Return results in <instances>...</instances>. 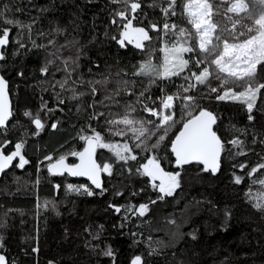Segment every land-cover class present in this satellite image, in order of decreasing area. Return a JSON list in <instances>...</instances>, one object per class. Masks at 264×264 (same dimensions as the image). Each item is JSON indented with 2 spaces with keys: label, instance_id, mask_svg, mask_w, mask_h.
Wrapping results in <instances>:
<instances>
[{
  "label": "trees",
  "instance_id": "16d2710c",
  "mask_svg": "<svg viewBox=\"0 0 264 264\" xmlns=\"http://www.w3.org/2000/svg\"><path fill=\"white\" fill-rule=\"evenodd\" d=\"M153 2L140 0L141 9L137 19L133 20L134 27L149 29L151 22L162 28L164 17L161 7L165 5L161 0H155L156 6L149 7ZM4 3L10 6V17L24 25H32L31 39L36 45H45L43 48L34 47L25 28L22 42L26 47L18 48L15 43L18 29L12 28L10 46L4 51L6 59L0 63V71L10 86L14 108V119L7 127V133L0 130V141H12L7 152L14 150L16 142L25 141L22 154L29 161L23 169L13 167L0 181V236L4 245L0 253L7 257L9 264H49V261L53 264H131L138 255L143 264H264V212L253 206L255 201L252 199L264 191L258 182L252 183L253 179H264V169L254 177L246 175L252 166L264 162V145L259 143L264 135V89L257 101L258 108L254 109L256 119L253 122L248 121L244 105L230 100L217 101L215 93L208 97L205 86L197 85L196 90L187 93L197 97L199 107L193 110V114H197L201 107L217 114L219 134L225 140L239 135L245 141L247 155L233 159L226 153L222 154L218 175L202 171L200 165L178 169L170 153V141L188 118L183 109L184 102L177 98L178 88L185 83L184 75L193 71L198 73L205 65L198 69L194 63L196 57L185 53V58L192 57V60L180 76L154 78L155 83H151L149 77L135 75L145 62L150 61L159 67L163 57L159 49L163 44L159 34L150 29L152 39L144 42L143 51L137 49L134 43L121 47L111 39L112 36L119 38L120 29L111 24L110 14L115 10H124L123 2L31 0L29 4L28 0H0V4ZM16 6L24 11L15 12ZM176 12V16L169 14V23L191 30L183 14V0H177ZM221 13L213 18L219 25L218 31L231 27L227 16L233 14L225 13L223 8ZM71 19L82 22L78 31L63 27ZM97 20L106 25L104 37ZM93 23L98 30L96 40L90 33ZM2 27L10 26L0 23ZM57 28L61 31H55ZM41 32L45 35L41 36ZM223 35L231 41L228 33ZM243 39L245 37H240V40ZM48 60L54 63L49 65V74L45 76L40 70ZM64 60L69 61V69L75 68L66 87L84 93L77 99H72V93L62 91L58 85L52 87L54 80H62L66 75L63 71H56L58 67H64ZM20 72L23 76L18 74ZM89 81L93 84L90 85ZM211 83L219 87L221 82L212 79ZM255 83H264V70L260 66ZM93 86L97 89L95 95L91 91ZM117 89L120 90L119 95H116ZM54 92L61 93L63 104L58 103ZM141 92L145 93L144 103L157 111L161 110V101L167 95L174 97L171 112L176 123L168 129L157 154L161 156L162 167L166 171L181 172L180 187L172 196L158 199L160 194L151 188L148 178L127 177L126 171L124 177L119 175L129 166L135 168L146 162L144 157L151 153L135 149L138 161H129L128 165H124L122 161L115 163L112 152L98 148L99 163L114 164V177L105 176L104 188L107 191L100 194L101 190L95 189L93 196L68 192V184H89L64 175H52L47 165L60 156H67L68 163H75L76 157L69 153L83 149L84 141L79 139V135H92L91 128L100 132L105 142H128L133 145L143 141L144 137L136 140L130 131L127 136L114 135L109 132V127L119 129L124 126L106 123L122 118L127 113V105L137 109L130 113L132 117L156 120L137 103ZM44 102L47 108L55 111L42 110ZM25 111L32 113L33 117L38 116L44 123L45 127L39 135L33 134L37 130L31 119L24 116ZM101 112L104 116L89 120ZM53 123L57 124L55 129L51 127ZM232 125L247 128L248 134L232 133ZM146 127L156 131L151 124H146ZM161 133L162 130L153 135L148 143L155 142ZM253 136L257 140L255 144L252 143ZM110 155L112 157L108 158ZM47 156H51L52 160H46ZM240 163H247L249 167L243 172L233 167ZM236 175L244 177L240 184L235 183ZM56 185L60 188L57 189ZM114 187L123 195H117ZM141 188L145 190L140 192ZM134 191L138 193L135 196L132 195ZM153 200L156 202L151 203ZM46 202L48 206L44 207ZM140 204L149 205V211L142 217L137 211ZM109 205L120 207L121 212L117 213ZM182 219H186V224L179 236L176 229L173 232L177 239L166 234L174 221ZM190 234H194L195 239ZM94 235L98 238L94 239ZM33 248H38V252H33ZM107 248L113 250V257L102 254Z\"/></svg>",
  "mask_w": 264,
  "mask_h": 264
},
{
  "label": "snow or ice",
  "instance_id": "6c2138e0",
  "mask_svg": "<svg viewBox=\"0 0 264 264\" xmlns=\"http://www.w3.org/2000/svg\"><path fill=\"white\" fill-rule=\"evenodd\" d=\"M121 2L125 5L124 10H115L110 14L111 24L120 29L119 38L112 36L111 39L116 40L121 47H125L126 43H134L137 49L143 51L145 48L144 42L152 39L149 35L150 29L159 34L158 38L163 44L159 49L163 53L162 63L159 67L148 61L140 65V70L135 72V75L147 76L151 83H155V79H169L180 76L186 68H189L190 60H192V57L186 59L185 53H192L196 57L194 63L198 69L201 65H205L198 73L193 71L184 75L185 83L178 88L179 95L177 98L184 102L183 109L188 118L183 121L182 128L175 135V138L170 141V153L175 158V167L179 169L185 165L197 164L203 166L202 171L215 174L220 168L222 154L226 153L233 159L237 156H246L245 141L239 135H234L233 138L225 140L219 134V117L217 114L202 107L197 114H193V110L199 107L197 97L187 93L196 90L197 85L205 86L206 96L210 97L211 94L215 93L214 98L217 101L230 100L244 105L248 113V121L253 122L256 119L253 112L254 109L258 108L257 101L260 98L261 90L264 89V83H255L258 66L264 70V0H183V14L187 17V23L191 26V30L183 27L178 28L175 23H169V14L171 16L177 15V0H161V3L165 5L161 7L164 17L162 28L156 23L150 22L149 29L133 26V20L137 19L138 10L141 9L140 0H110L112 4ZM28 3L31 4V0H28ZM154 6H156L155 0L149 7ZM222 8L225 13L233 14L227 16L231 27L218 31L219 25L213 18L222 14ZM9 11V4H0V23L10 26L0 28V49L9 44L12 28L18 29L15 40L18 48L26 47L22 42L25 28L28 31V39L31 40L34 47H45V45H36L35 41L31 39L32 25H24L18 19L10 17L8 15ZM23 11L22 7H15V12L21 13ZM41 11H46V9H41ZM129 15H131V18H129ZM145 18L147 17L145 16ZM55 31L60 32L61 30L57 28ZM225 32L231 37V41L225 38L223 35ZM40 35L45 34L41 32ZM240 37H245V39L240 40ZM49 43L54 42L49 41ZM5 59L4 52L0 51V61ZM78 59L79 57H77ZM53 63L54 61L48 60L41 68V74L47 76L49 65ZM68 63V60H64V67L56 69V71L65 72L66 75L62 80H54L52 87L55 88L58 85L62 91H70L72 99H77L83 96L84 93H77L75 88L66 87L72 78V73L75 72V68L69 69ZM72 63L76 64V61H72ZM18 74L23 76V72ZM212 79L221 82L219 87L212 86ZM88 83L93 84L92 81ZM6 89L7 82L3 76H0V130L4 134L7 133V124L12 116ZM236 89L241 90L237 91ZM91 91L95 95L97 89L93 86ZM119 92L120 90L117 89L116 95H119ZM129 94L131 95V93ZM54 95L59 104L64 103L60 92H54ZM106 98L111 99L112 97ZM143 98H145V93L141 92L137 97V103L141 104L142 110L148 113L150 117H156V120L148 119L145 121L132 117L130 113L136 112L137 109L133 105H127V113L122 118L106 121L110 126H124L119 129L109 127L110 133L117 136H127L130 131L136 140L144 137L143 141L133 145L128 142L123 144L105 142L101 133L91 128L89 123L88 127L91 128L93 134L79 135V139L84 141L83 149L69 153V155L76 157L79 162L68 163L67 156H60L58 160L47 165L49 173L58 176L67 173L72 177H87L91 182V185L83 186L66 185V189L70 193L75 192L76 194L93 196L96 194L95 189H100V194H103L107 189L103 187L101 174L105 173L108 177H114V164L111 162L98 163L96 159L97 149H108L113 153L115 163L118 164L122 161L124 165H128L129 161H138L135 149H141L143 152L151 153L144 157L146 162L140 163L135 168L129 166L121 171L119 175L124 177L126 171L127 177L133 175L146 177L151 188L160 194L158 199L162 200L165 197L172 196L176 189L180 187L181 172L165 171L161 163L162 158L157 153L167 137L168 129L176 123L174 113L170 111L173 108L174 97L167 95L166 99L161 101L160 111H157L154 107H149L144 103ZM146 99H151V97ZM42 110L55 111V109L47 108L46 102L43 103ZM164 110H169L168 114H164ZM24 116L29 117L35 125L37 131L33 134L39 135V131H42L45 127L41 119L38 116L33 117V114L28 111L24 112ZM102 116H104L102 112L94 114L89 120L99 119ZM146 124L153 125L156 131L149 130ZM51 127L55 129L57 124L53 123ZM161 130L162 133L157 135L155 142L148 143L151 137L161 132ZM231 132L247 135L248 129L236 128L235 125H232ZM24 143L23 140L16 142L14 150L7 152L12 141H0V174H6V170L12 167L23 169L29 163L22 154ZM252 143H257L255 136H253ZM259 143L264 145V135L261 136ZM227 145L231 147H227ZM17 158L18 163L14 165L13 161H16ZM45 159L51 161L52 157L47 156ZM262 161H264V157H262ZM233 167H238L243 172L249 165L240 163L234 164ZM261 169H264V162L252 166L246 175L254 177ZM127 177H125V180ZM243 179V176L236 175L235 183L240 184ZM257 182L264 188V179L252 180V183ZM55 187L59 189L60 185ZM144 190V188H141L139 191L143 192ZM114 191L117 195H123V192L118 188L114 187ZM137 194L135 191L132 193L133 196ZM252 199L255 201L253 206L264 212V191L257 193ZM155 202V200L151 201V203ZM47 206L46 202L44 207ZM109 207L114 208L117 213L121 212V208L116 205H109ZM137 211L139 216L142 217L149 211V205L140 204ZM190 235L195 239L194 234ZM93 238H98V235H94ZM3 247V237L0 236V248ZM32 251L38 252V248H33ZM102 254L108 257L114 256L111 248L103 250ZM0 264H9L7 257L2 253H0ZM49 264H53V262L49 261ZM131 264H142L141 256L138 255L132 259Z\"/></svg>",
  "mask_w": 264,
  "mask_h": 264
},
{
  "label": "rangeland",
  "instance_id": "374dc122",
  "mask_svg": "<svg viewBox=\"0 0 264 264\" xmlns=\"http://www.w3.org/2000/svg\"><path fill=\"white\" fill-rule=\"evenodd\" d=\"M97 23L101 26V30H103L102 31V37H104L105 36V34H106V32H105V30H106V25L105 24H103L102 22H100L99 20H97ZM97 24V25H98ZM82 25V22L79 20V19H71L68 23H65L64 25H63V27L64 28H66V29H68V28H71V29H74L75 31H78L79 30V28H80V26ZM94 25V23L90 26V33L93 35V40H96L97 39V33H98V30H97V28L96 27H94L93 26ZM173 107H174V99H173ZM173 109V108H172ZM171 109V110H172ZM170 110V111H171ZM166 111L167 110H164V114H166ZM169 111V110H168ZM104 150H107V151H109L108 149H104ZM112 157V155H110V157H108V158H111ZM71 159H74L73 157L71 158ZM77 161V158L75 159V162ZM105 174V173H104ZM106 175V174H105ZM107 176V175H106ZM185 224H186V219L185 220H180L179 222H176V221H174V224L172 225V228L168 231V233L166 232V234H168V235H172V237H174V239H177V236L176 235H178L179 236V233H180V230H182L183 228L182 227H184L185 226ZM177 230L178 231V233H176V235L175 234H173V232H174V230Z\"/></svg>",
  "mask_w": 264,
  "mask_h": 264
},
{
  "label": "water",
  "instance_id": "95a60500",
  "mask_svg": "<svg viewBox=\"0 0 264 264\" xmlns=\"http://www.w3.org/2000/svg\"><path fill=\"white\" fill-rule=\"evenodd\" d=\"M9 46H10V39H9V44L6 46V47H4L3 49H0V51H5V50H7L8 48H9ZM0 63H1V61H0ZM0 76H3V74H2V72L0 71ZM4 77V76H3ZM4 79L6 80V82H7V96H8V101H9V106H10V109H11V112H12V116L9 118V121H8V124H7V127L9 126V124L13 121V119H14V108H13V101H12V98H11V94H10V86H9V83H8V81H7V79L4 77ZM35 126V125H34ZM98 150V149H97ZM173 158H174V156H173ZM96 159H97V162L99 163V161H98V156H97V154H96ZM174 160H175V158H174ZM17 162H18V158H17V160L16 161H13V164L15 165V164H17ZM79 161H78V159H77V161L75 162V163H78ZM192 165H197V164H192ZM188 166H191V165H185L183 168H185V167H188ZM201 167H203L202 165H200ZM13 168V167H12ZM12 168H10V169H8V170H6V173H8ZM179 169H182V168H179ZM220 170H221V165H220V168H219V170L215 173V174H213V175H218L219 173H220ZM166 171V170H165ZM211 173V172H210ZM5 174H0V181L3 179V176H4ZM58 176V175H57ZM64 176H68L69 178H71V179H77V180H79V181H83V182H86V183H88L89 185H91V182L87 179V177H72V176H69L67 173H65L64 174ZM101 179H102V183H103V187H104V181H105V174L104 173H102L101 174ZM93 188H94V186H92ZM96 190H100V189H96ZM135 258V257H134ZM133 258V259H134ZM142 264H143V260H142Z\"/></svg>",
  "mask_w": 264,
  "mask_h": 264
},
{
  "label": "flooded vegetation",
  "instance_id": "af4514ba",
  "mask_svg": "<svg viewBox=\"0 0 264 264\" xmlns=\"http://www.w3.org/2000/svg\"><path fill=\"white\" fill-rule=\"evenodd\" d=\"M106 176V175H105Z\"/></svg>",
  "mask_w": 264,
  "mask_h": 264
}]
</instances>
